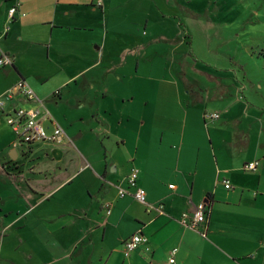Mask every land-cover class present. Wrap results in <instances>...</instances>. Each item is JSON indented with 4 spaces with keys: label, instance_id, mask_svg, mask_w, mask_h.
Returning a JSON list of instances; mask_svg holds the SVG:
<instances>
[{
    "label": "crops",
    "instance_id": "1",
    "mask_svg": "<svg viewBox=\"0 0 264 264\" xmlns=\"http://www.w3.org/2000/svg\"><path fill=\"white\" fill-rule=\"evenodd\" d=\"M167 1L0 0V34L18 10L0 36L13 58L0 96L25 80L51 113L47 130L67 137L15 146L0 112V264H170L175 248L174 264H264V112L192 63ZM133 169L164 214L132 196ZM202 202L205 226L184 227ZM137 233L147 242L126 257Z\"/></svg>",
    "mask_w": 264,
    "mask_h": 264
},
{
    "label": "rangeland",
    "instance_id": "2",
    "mask_svg": "<svg viewBox=\"0 0 264 264\" xmlns=\"http://www.w3.org/2000/svg\"><path fill=\"white\" fill-rule=\"evenodd\" d=\"M176 1L175 7L167 1L165 12L175 24L176 33H189L185 47L192 54V63L208 66L225 81H237L244 102L247 100L255 105V109L262 114L264 0ZM9 133H12L11 130ZM1 143L0 139V152ZM15 173L19 175L21 172ZM20 182L14 185L18 187Z\"/></svg>",
    "mask_w": 264,
    "mask_h": 264
},
{
    "label": "built area",
    "instance_id": "3",
    "mask_svg": "<svg viewBox=\"0 0 264 264\" xmlns=\"http://www.w3.org/2000/svg\"><path fill=\"white\" fill-rule=\"evenodd\" d=\"M96 7L102 9L105 7L107 0H95ZM18 12L16 7L9 10L8 23L1 32L0 36L5 35L9 29L11 23L15 19V15ZM1 51V50H0ZM13 65V58L1 52L0 54V70L7 66ZM17 99H23L26 102L35 103L33 108L18 107L15 104ZM0 112L6 115L8 125L16 136L15 146H27L31 147L39 143H55L62 142L67 139L65 131L59 125H55L52 132H48L44 125L45 121L53 122L50 111L47 109L45 101L39 98L33 88L25 81L20 80L16 82L12 88L7 90L3 95L0 96ZM206 117L209 119H219L217 113H207ZM261 163L260 160H254L245 164L244 169L247 172H255L259 169ZM139 178V171L133 169L127 177V183L130 188H134L135 191L132 196L141 204H145L149 211L156 210L159 214H164L163 206H155L149 204L146 200V191L137 185ZM226 189H232V184L229 180H224ZM119 194L121 197H125L129 194V189L119 188ZM107 214H110L108 210ZM208 205L205 202L200 203L196 206L192 212H185L180 218V223L187 228L199 230L201 226H205L207 222ZM147 242V238L137 233L131 236L124 242L123 252L126 257H129L137 248ZM178 253V249H173L170 253L169 263L174 264L176 262L175 257Z\"/></svg>",
    "mask_w": 264,
    "mask_h": 264
},
{
    "label": "trees",
    "instance_id": "4",
    "mask_svg": "<svg viewBox=\"0 0 264 264\" xmlns=\"http://www.w3.org/2000/svg\"><path fill=\"white\" fill-rule=\"evenodd\" d=\"M209 201H210V198H209ZM208 205V204H207Z\"/></svg>",
    "mask_w": 264,
    "mask_h": 264
}]
</instances>
